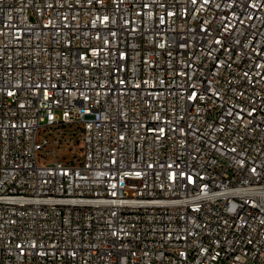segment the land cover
I'll return each mask as SVG.
<instances>
[{
    "label": "built area",
    "instance_id": "obj_1",
    "mask_svg": "<svg viewBox=\"0 0 264 264\" xmlns=\"http://www.w3.org/2000/svg\"><path fill=\"white\" fill-rule=\"evenodd\" d=\"M0 264H264V0H0Z\"/></svg>",
    "mask_w": 264,
    "mask_h": 264
},
{
    "label": "rangeland",
    "instance_id": "obj_2",
    "mask_svg": "<svg viewBox=\"0 0 264 264\" xmlns=\"http://www.w3.org/2000/svg\"><path fill=\"white\" fill-rule=\"evenodd\" d=\"M78 151V150H77Z\"/></svg>",
    "mask_w": 264,
    "mask_h": 264
}]
</instances>
